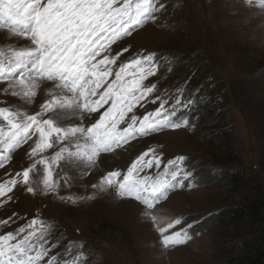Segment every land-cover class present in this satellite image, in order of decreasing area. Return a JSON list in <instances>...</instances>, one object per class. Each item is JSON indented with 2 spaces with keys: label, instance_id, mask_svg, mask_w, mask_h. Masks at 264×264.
Listing matches in <instances>:
<instances>
[{
  "label": "rangeland",
  "instance_id": "374dc122",
  "mask_svg": "<svg viewBox=\"0 0 264 264\" xmlns=\"http://www.w3.org/2000/svg\"><path fill=\"white\" fill-rule=\"evenodd\" d=\"M159 2L165 8L155 13L154 19L102 47L94 63L99 65L101 60H106L100 67L110 75L90 100L99 101L125 63L154 53L156 73L143 81L145 86L155 85L154 91L125 115L115 132L123 133L132 115H136V127H139L144 115L154 111L162 100L169 102L168 108L176 98L194 101L204 81V68L209 74L205 84L222 103L219 122L214 128L207 125L208 121L195 123L197 112L194 117L189 116L186 126L182 124L178 129L135 133L113 150L101 152L94 162L79 154L92 143L88 133L68 135L63 143L53 133L49 147L33 151L40 143L39 132L35 127L30 128L26 138L16 137L20 141L16 143L10 139L15 131L11 123L22 124L27 116H37L41 126L48 119L65 132L70 128L87 129L100 123L112 102L107 105L108 99L101 103L95 112L83 111L79 107V100H83L79 97L80 90L73 94L69 85L57 78L40 80L35 95L25 97L21 85L13 88L10 84H15L22 74L31 77L30 64L16 70L15 78L0 80V108L13 114L12 121L0 116V155L4 159L0 164V183L17 179L14 191L0 197V235L16 233L20 238L29 231L27 225L31 220L37 219V230L45 238V248L50 249L39 264H236L237 259L248 253L241 241L253 236L245 225L208 230L199 226L204 219L242 203L250 195L249 190L242 188L227 190L208 185L207 176L238 168L248 177L252 188L260 189L263 183L264 7L259 0ZM0 31L6 34L0 36V60L5 65L12 50L34 47L30 39L8 27L2 26ZM8 35L19 40L12 43ZM126 78L130 79V74ZM200 97L208 98L207 93ZM53 98L56 103L45 114L43 106ZM154 100L157 102L153 103ZM187 106L186 103L182 108ZM71 110L78 116L60 120V111ZM71 120L72 125L65 124ZM110 131V119H106L94 133L101 136ZM62 148L63 158H59ZM145 152L149 153L145 160L160 159L161 165L159 168L145 165L134 178L147 177L148 183L170 180V171L165 174L164 168L178 156L185 157L184 171L192 173L184 181V187L169 190L152 209L142 201L118 195L117 178H113L111 185L104 179L109 172L117 171L122 180L128 168ZM108 155L109 171L101 169L91 181L88 176L75 178L73 170L78 164L85 161L83 165L98 164L101 157ZM25 170L29 171L27 184L22 176ZM189 184L192 186L188 187ZM115 197L124 204L115 205ZM176 220L181 223L176 225ZM170 224L174 227L169 228ZM21 228L25 229L24 233H19ZM161 229H167L165 234L183 230L190 238L183 244L165 247Z\"/></svg>",
  "mask_w": 264,
  "mask_h": 264
},
{
  "label": "snow or ice",
  "instance_id": "6c2138e0",
  "mask_svg": "<svg viewBox=\"0 0 264 264\" xmlns=\"http://www.w3.org/2000/svg\"><path fill=\"white\" fill-rule=\"evenodd\" d=\"M259 3L264 7V0H259ZM164 8L165 4L159 0H123L122 3L119 0H0V27L7 26L10 31L30 39L34 46L12 50L6 65L0 60V79H10L12 73L30 64L33 75L27 77L22 74L15 84H10L13 88L16 84L21 85L25 97L35 95L40 80L54 81L59 77L71 80L73 87L79 86V97H83L82 101L79 100V107L83 111L95 112L101 103L112 99L111 108L101 117L100 123L93 127L70 128L65 132L54 127L48 119H44L41 126L37 123V116H27L22 124L11 123V128L15 131L10 139L19 143L16 137L22 135L26 138L29 129L35 127L40 134V143L33 150L37 151L50 146L49 137L53 133L61 143L66 136L76 132L88 133L87 137L92 143L83 151L80 150L79 154L87 155V158L94 162L101 152L113 150L135 133L147 134L163 128L178 129L182 124L186 126L188 124L186 118L178 122L171 120L170 117L176 115L177 108H182L186 103L190 105L191 101L176 98L171 108L166 107L169 103L167 100L159 102V106L154 111L144 115L139 127H136V115H132L131 123L123 133L115 132L116 125L125 115L131 113L141 99L154 91L155 85L143 84L144 80L156 73L154 53L125 63L99 101L90 100L96 93V88L110 75L107 69L100 67L107 62L106 60H101L99 65L93 63V59L100 54L102 47L130 35L134 30L154 19V14ZM129 74L130 79L126 78ZM54 103H56L55 98L43 106L45 114L51 110ZM0 116L9 121L13 119V114L7 109L0 108ZM106 119H110L112 131L103 137L95 136L94 130L100 128ZM64 151L62 148L61 153L58 154L59 158H63ZM148 156V152L141 155L128 168L122 180L119 179L121 173L117 171L109 172L104 179L111 185L113 178H117L118 195L142 201L147 208L152 209L159 198L165 196L169 190L184 187V181L188 180L192 173L184 171L185 157L178 156L169 160L164 168L165 174L170 171V180L148 183L147 177L134 178V174L138 176L145 165L148 168H152L153 165L156 168L160 167V159L145 160ZM22 176L24 183L27 184L29 171H23ZM16 184L15 178L0 183V197L12 193ZM28 192H32V189L28 188ZM38 223V220L33 218L27 225L29 231L20 238L16 233L0 235V264H39L50 249L45 248V238L37 230ZM180 223V220L175 221L176 225ZM168 227L174 225L170 224ZM24 232V228L19 229V233ZM166 232L167 229H161L162 244L165 247L183 244L190 238L183 230L171 234H165Z\"/></svg>",
  "mask_w": 264,
  "mask_h": 264
},
{
  "label": "trees",
  "instance_id": "16d2710c",
  "mask_svg": "<svg viewBox=\"0 0 264 264\" xmlns=\"http://www.w3.org/2000/svg\"><path fill=\"white\" fill-rule=\"evenodd\" d=\"M203 70L204 77L202 80L205 81L209 74L205 72V68ZM261 75L264 76V70ZM204 81L200 88V94H197L191 105L186 108L176 109L175 121L182 122L185 118L189 119V116L194 117L195 113L198 112L199 115L195 123L200 121L203 124L208 121V124H206L211 128L217 126L222 103L217 98L216 92L214 93V90L205 84ZM205 93H207L208 98L200 97ZM200 177L202 180V176ZM206 179L208 185L218 186L227 190L242 188L249 190L250 195L245 196L242 203L221 209L217 214L204 219L200 222L199 228L208 230L236 228V226L241 224L245 225L248 234L252 235L253 238L241 241L248 253L241 259H237L236 264H264V247L261 241H264V178L260 189L252 188L248 177L238 168L220 171L217 175L207 176Z\"/></svg>",
  "mask_w": 264,
  "mask_h": 264
},
{
  "label": "bare ground",
  "instance_id": "6f19581e",
  "mask_svg": "<svg viewBox=\"0 0 264 264\" xmlns=\"http://www.w3.org/2000/svg\"><path fill=\"white\" fill-rule=\"evenodd\" d=\"M7 33V32H6ZM6 35L5 33H3V32H1L0 31V36H2V35ZM144 34H146V33H144L143 32V35ZM8 37L10 38V41L12 42V43H15L17 40H19V39H17L16 37H14V36H12V35H8ZM19 38H21V37H19ZM24 38H22V40H23ZM21 43V42H20ZM23 43V42H22ZM22 45V44H21ZM24 46V45H23ZM26 47V46H25ZM43 83V82H42ZM44 84V83H43ZM46 84H48V83H46ZM40 85V84H39ZM54 84H52V86H53ZM49 86V85H48ZM52 86H50V87H52ZM55 87V86H54ZM48 88V87H47ZM53 88V87H52ZM58 88V87H57ZM40 92V91H39ZM43 92V91H42ZM51 92V91H50ZM53 93V92H52ZM41 94V93H40ZM43 94H44V92H43ZM42 94V95H43ZM41 95V96H42ZM57 98V97H56ZM44 99V98H43ZM43 99H41L40 98V100L42 101ZM59 99V98H58ZM61 99V98H60ZM45 101V100H44ZM68 103V102H67ZM56 107V106H55ZM69 108H71V107H69ZM58 109H60V108H58ZM57 111V110H56ZM63 111V110H62ZM54 115V114H53ZM78 116V113L77 112H75L74 110H71L70 112H67V111H64V112H61L60 111V113H59V118H60V120H62L63 118H71V117H77ZM55 117V116H54ZM56 118H58V117H56ZM63 121V120H62ZM73 121H74V119H73ZM72 120L71 121H69V122H67V123H65V124H67V125H72L74 122H73ZM66 122V121H65ZM80 122V121H79ZM62 123V122H61ZM77 124V123H76ZM79 124V123H78ZM81 124V123H80ZM74 126V125H73ZM76 127V126H75ZM74 128V127H73ZM76 128H78V127H76ZM76 134V133H75ZM74 134V135H75ZM77 135V134H76ZM69 138V137H68ZM76 138V137H75ZM79 140V139H78ZM73 141H75V140H73ZM72 141V142H73ZM73 145V144H72ZM81 146V145H80ZM78 148V147H77ZM84 149H85V147H83ZM72 149H73V147H72ZM75 150V149H74ZM73 151V150H72ZM78 152H79V149H78ZM66 155V154H65ZM72 155V154H71ZM74 155V154H73ZM109 155H108V157H101L100 158V160H99V162H98V164H93L92 162H90L88 165H81V164H78V166L77 167H73L74 168V170H73V173L75 174V178H77L78 176H80V177H82V176H88L89 177V179L88 180H95L97 177H98V175L100 174L99 172H100V170L101 169H107L106 171H109L108 169H109V167L111 166V164H110V162H108L109 160ZM69 161V160H68ZM75 163V162H74ZM80 163V162H79ZM49 166V165H48ZM71 166V165H70ZM72 168V169H73ZM74 176V175H73ZM61 199H62V197H61ZM114 203H115V205H118V206H122L124 203H122L121 201H120V199H118L117 197H115V200L113 201Z\"/></svg>",
  "mask_w": 264,
  "mask_h": 264
}]
</instances>
